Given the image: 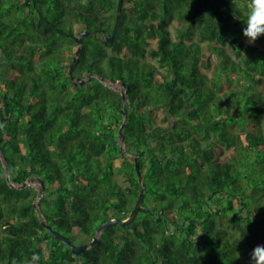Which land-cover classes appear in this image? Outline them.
Segmentation results:
<instances>
[{"label": "trees", "instance_id": "16d2710c", "mask_svg": "<svg viewBox=\"0 0 264 264\" xmlns=\"http://www.w3.org/2000/svg\"><path fill=\"white\" fill-rule=\"evenodd\" d=\"M116 4L0 0V264H249L264 244V36L242 35L247 0H123L107 41ZM134 156L146 187L130 223L80 253L41 224L39 178L40 214L75 244L126 218Z\"/></svg>", "mask_w": 264, "mask_h": 264}, {"label": "water", "instance_id": "95a60500", "mask_svg": "<svg viewBox=\"0 0 264 264\" xmlns=\"http://www.w3.org/2000/svg\"><path fill=\"white\" fill-rule=\"evenodd\" d=\"M122 5H123V0H117L116 9H115V20H114V24H113L112 31H111L110 35L107 36L105 33L102 34V37L104 39H106L107 41H112L114 36H115V33H116L118 25H119V21H120ZM92 32L93 31L89 30V29H82V30H80L78 32V35L74 38V40H75V42L77 44V47H76V49L74 51V55L72 57V60H71L70 66H69V71H68L69 72V76H70V78H71V80L73 81L74 84H82L85 81V79H77V78H75L73 72H74L75 65H76V63L78 61V56H79L80 50L82 48L83 37L85 35L89 34V33H92ZM121 84L125 85V83L123 81L121 82ZM126 94H127V91L124 90L122 92V101L121 102H123L125 100ZM125 119H126V113L124 112L123 113L122 123H121V125L118 128V138H119L120 144L123 141L122 128L124 126ZM121 149H122V152L125 153L122 145H121ZM0 158H1L2 163L4 165L6 178L8 179V174H9L8 163H7L6 158H5V156H4L2 151H0ZM134 168H135V172H136V175H137V178H138V182H139V192L137 194L135 203H134L132 209L130 210L129 214L127 215V217L124 218V219L114 217V218H110V219H108L106 221L101 222L98 225V227L96 229V233L93 236V238L90 241H88L86 243H83V244H75V243H73L72 241H70V239L68 237H66L60 231H57L56 229H54L48 222H46L44 220V218L40 214V210H39V207H38V204H37V200L41 197V195L43 193V189H44V183H43L42 179L39 178L38 181H39L40 185L38 187V195H37L36 201L34 202V207H35V209H36V211H37V213L39 215L41 224L49 231V233L51 235H53L55 238H57L61 242L65 243L66 245H68L70 250L72 252H74V253H80V252L84 251L86 248H88L89 246L94 245L98 241V239H99V237L101 235V232L105 228H107L110 225H114V224L126 225V224L130 223L134 219V217L136 216V214H137L138 210L140 209V207L142 206V199H143V194H144V190H145L146 186H145V182H144V179H143L142 171L140 170L138 159H137L136 156H134ZM32 181H33V178H28V180L23 182L20 185V187H24V186L30 185L32 183Z\"/></svg>", "mask_w": 264, "mask_h": 264}, {"label": "clouds", "instance_id": "9594fccd", "mask_svg": "<svg viewBox=\"0 0 264 264\" xmlns=\"http://www.w3.org/2000/svg\"><path fill=\"white\" fill-rule=\"evenodd\" d=\"M242 22V35L249 44L254 43L258 38L264 36V0H247V14ZM243 239L241 234L239 240ZM239 258V253L237 257ZM40 257L33 254L32 257L24 261V264H39ZM249 264H264V244L256 245L249 258Z\"/></svg>", "mask_w": 264, "mask_h": 264}, {"label": "rangeland", "instance_id": "374dc122", "mask_svg": "<svg viewBox=\"0 0 264 264\" xmlns=\"http://www.w3.org/2000/svg\"><path fill=\"white\" fill-rule=\"evenodd\" d=\"M202 45H203V48L207 51V49H206V45H205L204 42L202 43ZM203 69H204L208 74H210L211 71H212V69H213V64L210 65L209 67H207V68H203ZM105 82H106L108 85L112 86L113 88H115V89H117V90H119V89L121 88V85H120L119 83H117V82H115V83L110 82V81H105ZM161 119H162V113L157 112L156 115H155V121H156V123H161V122H162ZM116 163H119V160H118Z\"/></svg>", "mask_w": 264, "mask_h": 264}]
</instances>
